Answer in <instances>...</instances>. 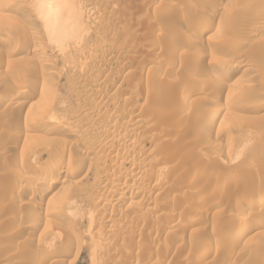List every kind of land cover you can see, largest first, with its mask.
Instances as JSON below:
<instances>
[{
	"label": "rangeland",
	"instance_id": "1",
	"mask_svg": "<svg viewBox=\"0 0 264 264\" xmlns=\"http://www.w3.org/2000/svg\"><path fill=\"white\" fill-rule=\"evenodd\" d=\"M262 104L264 0H0V264H264V207L247 206L264 190ZM213 108L226 111L207 127ZM134 116L151 123L135 149L165 188L113 204L116 163L96 134Z\"/></svg>",
	"mask_w": 264,
	"mask_h": 264
},
{
	"label": "bare ground",
	"instance_id": "2",
	"mask_svg": "<svg viewBox=\"0 0 264 264\" xmlns=\"http://www.w3.org/2000/svg\"><path fill=\"white\" fill-rule=\"evenodd\" d=\"M39 9H41V8H39ZM261 10V9H260ZM263 12V11H262ZM215 13V12H214ZM39 14L40 15H43V16H45L46 18H47V20H49L50 22H53V23H63V22H66L67 20L66 19H68V17H66V16H68V14H65V16L64 17H62V16H58V15H56V14H54V13H51V11H48V10H43V9H41L40 11H39ZM186 15V14H185ZM255 15L256 16H259L260 15V13L257 11V12H255ZM187 16V15H186ZM251 16H252V14H251ZM254 16V15H253ZM261 16H262V14H261ZM91 17H93V16H91ZM255 17V16H254ZM256 18V17H255ZM254 18V19H255ZM259 18V17H258ZM263 18V17H262ZM93 19V18H92ZM186 19V18H185ZM65 24H67V23H65ZM55 25V24H54ZM70 25V24H69ZM211 25H212V23H210V22H206V23H204V25H203V33H207L209 30H210V28H211ZM32 28V27H31ZM34 29V28H33ZM32 29V30H33ZM52 29V28H51ZM51 29L50 30H48L50 33H48V34H51V32L53 31V29H52V31H51ZM20 30V29H19ZM36 30V29H35ZM222 31V30H221ZM259 31H260V29H259ZM35 32V31H34ZM33 32V33H34ZM258 32V31H257ZM37 34V33H36ZM244 44V43H243ZM247 44V43H246ZM39 45H40V43H39ZM42 45V44H41ZM38 47V46H37ZM39 48H41L42 49V47H40L39 46ZM43 50V49H42ZM41 50V51H42ZM44 51V50H43ZM41 54V53H40ZM43 54V53H42ZM42 57H44V56H42ZM44 60V59H43ZM219 67L221 68V69H226V68H228V67H230V65L228 64V62L227 61H225V62H222L221 61V63H220V65H219ZM242 67V66H241ZM240 69V67H238V66H232L231 67V70H232V72H236V71H238ZM26 73V72H25ZM22 74V73H21ZM213 75V74H212ZM30 80H31V78H30ZM33 80V79H32ZM31 80V81H32ZM46 82V81H45ZM45 82H38L37 81V83L34 85V87L37 89V90H39V91H43V90H45L46 89V87H47V83H45ZM27 85V84H26ZM29 85V84H28ZM33 87V88H34ZM196 89H198V88H196ZM11 90V89H10ZM13 90V89H12ZM193 91V90H192ZM197 91H200L199 89L197 90ZM197 91H194V92H196L197 93ZM239 91H242V90H239ZM238 92V91H237ZM248 92V91H247ZM246 92V93H247ZM30 93V92H29ZM28 93V91H26V90H21V92L19 91V95L20 96H22V97H26V96H28L27 94H29ZM240 94V96L242 95V92L241 93H239ZM193 95H194V93H193ZM196 95V94H195ZM245 95V94H244ZM152 96V95H151ZM29 97V96H28ZM194 97H196V96H194ZM246 97V96H245ZM21 98V97H20ZM239 98V97H238ZM31 99V98H30ZM29 99V100H30ZM152 99V98H151ZM46 100H49L48 98L46 99ZM149 100H150V93H146V94H144L143 96H140V101L143 103L142 105H140V107L141 106H143V105H145L147 102H149ZM154 100V99H153ZM25 101V100H24ZM44 101H45V99H44ZM185 101V100H184ZM30 102V101H29ZM32 102V101H31ZM46 102H48V101H46ZM45 102V103H46ZM140 102V103H141ZM175 102V101H174ZM187 102V101H186ZM22 103V102H21ZM23 103H25V102H23ZM100 103V102H99ZM169 103V102H168ZM167 103V104H168ZM170 103H172V101L170 102ZM185 103V102H184ZM20 104V103H19ZM153 104V103H152ZM30 105V104H29ZM174 104H172V107H174L175 108V105L173 106ZM27 106V105H26ZM157 106V107H156ZM160 104L159 105H155V107H151V108H149L148 110L150 111L149 113H150V116L151 117H149V118H158L156 121L157 122H159L160 121V125L158 124V123H156L154 120V122L158 125V126H161L160 128H158V129H162L163 128V126H162V117L159 115V113H158V115L156 114L155 116H154V114H151V113H153L154 111H156L157 112V108H159V110H160V107H163V106H160ZM168 106H169V104H168ZM182 106H183V104H182ZM186 106V105H185ZM136 107V106H135ZM223 107V106H222ZM183 108H184V106H183ZM100 109V108H99ZM163 109H164V107H163ZM166 109H167V107H166ZM171 109V108H170ZM170 109H167V110H170ZM176 109V108H175ZM259 109H264V104H262L261 106H260V108ZM159 110H158V112H159ZM173 111H174V109H172ZM181 110L182 109H180V114H182L183 112H181ZM184 110H186V109H184ZM212 111H210L207 115H206V117H205V121H206V123H207V127H208V125H210V126H212V125H214V124H216V123H218L219 124V120L222 118V116L224 115V111H226V110H224V109H222V108H213V109H211ZM98 109H97V113H98ZM176 111V110H175ZM160 112H162V111H160ZM169 112H171V111H169ZM94 113V112H93ZM164 113V112H163ZM178 113V114H179ZM176 114V113H175ZM180 114H179V117H180ZM86 115V114H85ZM96 115V114H95ZM99 115V114H98ZM97 115V116H98ZM161 115H163V114H161ZM171 115V114H170ZM183 115V114H182ZM87 116V115H86ZM152 116H154V117H152ZM165 116V115H164ZM163 116V118H164V120H165V117ZM167 117H168V115H166ZM178 116V115H177ZM123 117V116H122ZM135 117V116H134ZM179 117H177L178 119H180ZM177 118H176V120H177ZM110 119V118H109ZM159 119H161V120H159ZM183 119V118H182ZM38 120V119H37ZM47 120V119H46ZM53 120V119H52ZM108 120V119H107ZM174 120V119H173ZM115 121V120H114ZM133 122L131 123V124H129L130 122H131V120L129 121H126V122H124L123 124H122V126H120L121 127V129L123 128V130H121V131H118L119 129H120V127L118 128V127H116V126H111V128H109V129H107L106 128V130H102V131H100V132H98L97 134H96V138H98V140L102 143V146H103V148L106 150V151H108L110 154H112L111 155V157H112V159H114L113 161H115V163L116 164H114L113 166H112V168H111V170H110V173H108L107 172V174H106V179H105V182H104V184H106V185H112L113 187H114V189L112 190V191H110L109 193H107L108 194V197H109V199H110V201H111V203H113V204H120V203H122V205L123 204H125L124 202V199L122 198V196L124 195V194H126V192H129L130 194H132L133 196L135 195V197H136V195H138L139 197H146V198H148L150 195H151V192H156V191H159V190H163L162 188H165V186L162 184V181L160 180L161 178L160 177H158V176H148L147 174H146V170H148V169H146V161L148 160V157L145 155L144 156V153H141V152H139V151H136V149H135V147L137 146L136 144V136H137V131L138 130H140V129H142V128H146V126H148V124H151L150 123V121H148V120H146V118H140V117H135V118H133V120H132ZM167 121V120H166ZM165 121V122H166ZM37 122V121H36ZM50 122V121H49ZM169 122V121H168ZM172 122V121H171ZM39 123H40V121H39ZM42 123V122H41ZM163 123H164V121H163ZM113 124V123H112ZM111 124V125H112ZM154 124V123H153ZM176 124H179V123H175V125ZM155 125V124H154ZM173 125V124H172ZM183 125V124H182ZM36 126H37V124H36ZM105 126V125H104ZM151 126V125H150ZM177 126V125H176ZM180 126V125H179ZM209 126V128H212V127H210ZM40 127V126H39ZM63 127V126H62ZM178 127V126H177ZM156 128V125L154 126V129ZM168 128V127H167ZM175 128V127H174ZM27 129V128H26ZM64 129V128H63ZM150 129V128H149ZM148 129V130H149ZM157 129V128H156ZM176 129V128H175ZM152 130V129H151ZM165 130V131H164ZM164 130H163V132H165L166 133V129H165V127H164ZM172 131V129H167V131ZM179 130V129H178ZM183 130V129H182ZM30 131L31 130H24L23 132H24V137L25 136H27V135H29L30 134ZM64 131V130H63ZM144 131V130H143ZM142 131V132H143ZM150 131V130H149ZM148 131V132H149ZM155 131H157V130H155ZM159 131V130H158ZM157 131V132H158ZM62 132V131H61ZM69 132H71V131H69ZM66 133H68V132H66ZM139 133V132H138ZM160 133V132H159ZM169 133H175V132H169ZM22 134V133H21ZM150 134V133H149ZM164 134V133H163ZM23 135V134H22ZM153 136H151V140L152 141H155L156 143H158L157 141H159V139L160 138H158L157 136H159V134L157 133V135H156V133L155 134H152ZM156 135V136H155ZM165 135V137H166V135L167 134H164ZM172 135V134H171ZM163 136V135H162ZM170 135H168L167 136V138L169 137ZM165 137H164V139H165ZM172 137V136H171ZM175 137H177V136H175ZM162 138V137H161ZM141 139V138H140ZM162 140V139H161ZM170 140V139H169ZM179 140V139H178ZM115 141H117L118 143L119 142H121V144L118 146V147H114V145H113V143L115 142ZM144 141V140H143ZM166 141H167V139H166ZM174 141V140H173ZM181 141V140H180ZM175 142V141H174ZM179 142V141H178ZM156 143H154V144H156ZM168 143V142H167ZM177 143V142H176ZM183 144V143H182ZM166 145V144H165ZM168 145V144H167ZM173 145H174V143H173ZM116 146V145H115ZM159 146V145H158ZM170 146V145H169ZM90 147V146H89ZM94 147V146H93ZM174 147V146H173ZM158 148V147H157ZM139 149V148H138ZM165 149H166V147H165ZM154 150V149H153ZM167 150V149H166ZM90 151V150H89ZM155 151V150H154ZM86 152H88V150H86ZM94 152V151H93ZM166 152H168V151H166ZM173 153H175L174 151H172ZM88 153H90V152H88ZM153 153V152H152ZM158 153V152H157ZM177 153V152H176ZM109 154V155H110ZM143 154V155H142ZM146 154V153H145ZM178 154V153H177ZM180 154V153H179ZM178 154V156H180ZM148 155V154H147ZM152 155H154V154H152ZM168 155V154H167ZM170 155H171V153H170ZM172 156V155H171ZM174 156V155H173ZM173 156H172V158H173ZM55 157V156H54ZM150 157V156H149ZM159 158V157H158ZM165 158V157H164ZM167 158V157H166ZM172 158H171V160H172ZM155 159V158H154ZM156 160V159H155ZM162 160V159H161ZM167 160V159H166ZM170 160V159H169ZM84 161V160H83ZM158 161V160H157ZM163 161V160H162ZM62 162V161H61ZM155 162V161H154ZM153 162V163H154ZM161 162V161H160ZM52 163L54 164V165H58L59 163H60V159H58V157L57 158H53L52 159ZM124 163H129V164H131V173L130 174H126L125 173V175L124 176H122V177H120L121 176V174H122V168H121V164H124ZM159 162H157V164H158ZM162 163V162H161ZM85 164V163H84ZM84 164H83V162H80V163H78V165L77 166H75V169H71L72 171L70 172V175H72V176H77L81 171H83L82 169H83V167H84ZM147 164H149V163H147ZM164 164V163H163ZM166 164V163H165ZM121 165V166H120ZM155 165V164H154ZM153 165V166H154ZM72 166H74V165H72ZM157 166H160V165H157ZM151 167V166H150ZM149 167V168H150ZM172 167V166H171ZM70 168V167H69ZM110 168V167H109ZM158 168V167H157ZM63 169V168H62ZM64 170H67V169H64ZM87 170V169H86ZM158 170V169H157ZM69 171H70V169H69ZM159 171L161 172V173H163V175H161V174H159V175H161L162 176V179H163V177H166L167 175H170L171 173H170V171H169V168L168 167H165V166H163V167H160L159 168ZM185 171V170H184ZM15 172H16V170H15ZM21 172V171H20ZM63 172V171H62ZM85 172V171H84ZM173 172H175V171H173ZM217 172V171H216ZM164 173H166L167 175L165 176V174ZM81 174V173H80ZM175 174V173H174ZM180 174V173H179ZM217 174V173H216ZM16 175H17V173H16ZM150 175V174H149ZM155 175V174H154ZM19 179H20V181H24V180H26L27 178H28V176L27 177H25L23 174H21V173H19ZM17 176V177H18ZM71 176V177H72ZM192 176V175H191ZM47 177V176H46ZM197 177V176H196ZM74 178V177H73ZM78 178V177H77ZM167 178H168V176H167ZM191 178V177H190ZM230 178V177H229ZM234 179V180H236L237 178H235V177H231V179ZM56 179V178H55ZM120 179V180H119ZM214 179V178H213ZM212 179V180H213ZM216 179V178H215ZM231 179H228L227 180V183H232L233 181L231 180ZM242 179V178H241ZM244 179V178H243ZM53 180V179H52ZM165 180V179H164ZM169 180V179H168ZM206 180V179H205ZM226 180V179H225ZM209 181H210V179H209ZM221 181V180H220ZM238 181H240V180H238ZM249 180H247V182H248ZM45 182H47L46 181V179H45V177H44V179H41V181H39L38 183L40 184V185H44L45 184ZM168 182V181H167ZM215 182H216V180H215ZM218 182V181H217ZM63 183V181H62V179L60 180V179H56V180H54V181H52L51 182V185H50V189H56V188H61V184ZM128 183H131V185H127ZM234 183V182H233ZM236 183V182H235ZM237 183H240V182H237ZM103 184V183H102ZM169 184V183H168ZM222 184V183H221ZM224 184V183H223ZM229 184V185H230ZM242 184V183H241ZM240 184V185H241ZM47 185V184H46ZM216 185V184H215ZM214 185V186H215ZM225 185V184H224ZM229 185H228V187H229ZM19 186V185H18ZM170 186H172V185H170ZM226 186V185H225ZM225 186H223V188L225 187ZM237 186V185H236ZM244 186V185H243ZM103 187V186H102ZM175 187V186H174ZM219 187V186H218ZM227 187V186H226ZM227 187V188H228ZM16 188V187H15ZM46 188V187H45ZM169 188V187H168ZM49 189V188H48ZM106 189V188H105ZM240 189V188H239ZM241 189H243V188H241ZM31 190V189H30ZM133 190H135V191H133ZM139 190H141L140 192H137V191H139ZM165 190H167V189H165ZM218 190L220 191V189L218 188ZM22 191V190H21ZM20 191V192H21ZM25 191V190H24ZM47 192V191H46ZM209 192H212V191H209ZM222 192V191H221ZM227 192V191H226ZM236 192V191H235ZM23 193V192H22ZM158 193H160V192H158ZM233 193V192H232ZM153 194V193H152ZM224 194V193H223ZM256 194V193H255ZM43 195H46V193L44 192L43 193ZM215 195V194H214ZM254 195V194H253ZM257 195H258V197L257 198H255V200L254 201H251V202H248L247 203V206L249 207V209L250 208H252V207H259L258 209H260V207L261 208H263L264 207V190L263 191H260V192H258L257 193ZM68 196V195H67ZM104 196V195H103ZM156 196V195H155ZM232 196V195H231ZM241 196V195H240ZM256 196V195H255ZM44 197V196H43ZM107 197V196H106ZM219 197V196H218ZM230 197V196H229ZM233 197H234V195H233ZM232 197V198H233ZM236 197V196H235ZM242 197V196H241ZM211 198H214V197H212L211 196ZM231 198V197H230ZM236 198H238V197H236ZM126 199V198H125ZM149 199V198H148ZM147 199V200H148ZM151 199V198H150ZM219 199V198H218ZM104 200V199H103ZM109 201V200H108ZM128 201V200H127ZM149 202H150V200H149ZM233 202H235V201H233ZM243 202V201H242ZM243 204V203H242ZM243 206H244V204H243ZM239 207H237V210H241V212H242V209H238ZM244 208V207H243ZM151 210V209H150ZM149 210V211H150ZM245 210V209H244ZM264 211V210H263ZM262 211V212H263ZM152 212V211H151ZM246 212V211H245ZM240 213V212H239ZM246 214V213H245ZM263 214V213H262ZM240 215V214H239ZM174 216V215H173ZM241 216V215H240ZM258 216V215H257ZM35 218V217H34ZM170 218H173V217H170ZM237 219V218H236ZM238 220V221H237ZM236 221L238 222L237 224H240V223H242L245 219H243V218H238ZM258 220V219H257ZM256 220V221H257ZM172 222L174 221V220H171ZM245 223V222H244ZM260 223H261V221H260ZM263 223V222H262ZM261 223V224H262ZM236 224V223H235ZM236 224V225H237ZM172 226H173V223H172ZM263 227V226H262ZM91 229H92V227H91ZM109 232V231H108ZM242 232H243V230H242ZM248 232V231H247ZM112 234V233H111ZM243 234V233H242ZM242 234H239V235H241V236H239L237 239H235L236 240V242L237 241H239L242 237H243V235ZM234 236V235H233ZM236 238V237H235ZM68 239H70L69 237L66 239V240H68ZM72 242V241H71ZM213 242H215V241H213ZM65 245V244H64ZM209 245V244H208ZM219 245V244H218ZM217 246V245H216ZM207 248V247H206ZM210 248V247H209ZM208 249V248H207ZM215 249V248H214ZM217 250V249H216ZM206 251V250H205ZM215 251V250H214ZM209 252H211V251H209ZM215 253V252H214ZM204 254V253H203ZM207 255V254H206ZM45 256V255H44ZM205 256V255H204ZM43 257V256H42ZM201 258V257H200ZM46 259V258H45ZM44 259V260H45ZM39 260V259H38ZM46 262V261H45Z\"/></svg>",
	"mask_w": 264,
	"mask_h": 264
}]
</instances>
